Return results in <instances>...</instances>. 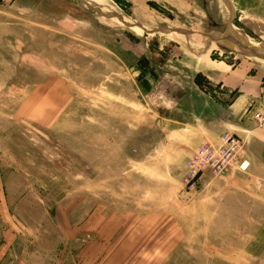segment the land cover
<instances>
[{
    "label": "rangeland",
    "instance_id": "1",
    "mask_svg": "<svg viewBox=\"0 0 264 264\" xmlns=\"http://www.w3.org/2000/svg\"><path fill=\"white\" fill-rule=\"evenodd\" d=\"M238 43L264 52V0H0V264H264V59ZM220 63L258 83L243 110ZM225 134L248 169L187 190Z\"/></svg>",
    "mask_w": 264,
    "mask_h": 264
},
{
    "label": "built area",
    "instance_id": "2",
    "mask_svg": "<svg viewBox=\"0 0 264 264\" xmlns=\"http://www.w3.org/2000/svg\"><path fill=\"white\" fill-rule=\"evenodd\" d=\"M244 144L237 137L225 134L218 144L204 143L190 157L186 166L184 186L196 191L206 173L218 177L231 169L246 171L249 163L242 160Z\"/></svg>",
    "mask_w": 264,
    "mask_h": 264
},
{
    "label": "crops",
    "instance_id": "3",
    "mask_svg": "<svg viewBox=\"0 0 264 264\" xmlns=\"http://www.w3.org/2000/svg\"><path fill=\"white\" fill-rule=\"evenodd\" d=\"M163 31L165 33L168 32L167 29H164ZM217 66L218 68H214L217 69L214 70L216 71L215 74L217 75V77L219 76L221 78L222 76L221 74H223L224 72L227 73L222 78L223 79L222 82L224 83V86L231 89L237 87H243L244 92L238 96L234 104L231 106L232 111L243 110L246 107V105L249 104V102L253 100L255 95L258 93L259 91L258 83L251 81L252 79L247 76L248 71L242 68L243 66L241 68L239 67L237 70L229 69L231 67H229L227 64L224 63L217 64ZM220 129L222 128H219V130ZM246 162L249 163V161Z\"/></svg>",
    "mask_w": 264,
    "mask_h": 264
},
{
    "label": "water",
    "instance_id": "4",
    "mask_svg": "<svg viewBox=\"0 0 264 264\" xmlns=\"http://www.w3.org/2000/svg\"><path fill=\"white\" fill-rule=\"evenodd\" d=\"M244 52H246L249 56L253 58L264 59V52L254 49H244L242 46L240 47Z\"/></svg>",
    "mask_w": 264,
    "mask_h": 264
},
{
    "label": "bare ground",
    "instance_id": "5",
    "mask_svg": "<svg viewBox=\"0 0 264 264\" xmlns=\"http://www.w3.org/2000/svg\"><path fill=\"white\" fill-rule=\"evenodd\" d=\"M238 45L241 47H243L244 49H248L245 45H242V44H240V43H238ZM241 49V48H240ZM251 57V56H250Z\"/></svg>",
    "mask_w": 264,
    "mask_h": 264
}]
</instances>
